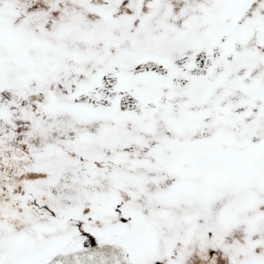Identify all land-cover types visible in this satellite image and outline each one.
Segmentation results:
<instances>
[{
    "label": "snow or ice",
    "instance_id": "6c2138e0",
    "mask_svg": "<svg viewBox=\"0 0 264 264\" xmlns=\"http://www.w3.org/2000/svg\"><path fill=\"white\" fill-rule=\"evenodd\" d=\"M0 264H264V0H0Z\"/></svg>",
    "mask_w": 264,
    "mask_h": 264
}]
</instances>
